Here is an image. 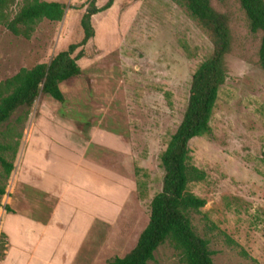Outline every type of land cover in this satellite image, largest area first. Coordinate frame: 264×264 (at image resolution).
<instances>
[{
  "label": "rangeland",
  "instance_id": "obj_1",
  "mask_svg": "<svg viewBox=\"0 0 264 264\" xmlns=\"http://www.w3.org/2000/svg\"><path fill=\"white\" fill-rule=\"evenodd\" d=\"M41 1L64 3L63 19L36 22L28 39L13 36L0 26V82L22 68L48 63L81 39L79 21L87 0ZM21 2L15 1L6 11L7 17L17 12ZM106 2L96 0V7ZM211 6L228 18L232 49L226 57L228 78L219 89L210 120L211 136L189 143V165L205 175L203 180L187 184L189 193L205 201L203 208L190 214V222L195 233L208 242L215 264H264V72L257 58L260 34L249 31L234 0H211ZM91 25L94 37L84 47V58L77 62L80 76L59 85L65 102L39 95L25 120L19 111L7 126L11 136L20 134L21 140L7 180H3L0 168V187L5 190L0 197V221L3 213L13 210L45 218L51 205L42 199L45 193L39 189L49 177L60 183L61 187L55 188L62 197L66 194L64 198L69 196V178L81 183L77 169L98 184V169L92 163L98 145H79L72 139L86 142L90 131L96 142L109 140L111 147H100L102 158L108 157L104 150L110 152L106 164L111 173H101L99 231L97 228L95 240L86 250L67 251L64 246L63 251H33L30 246L18 248L21 250L14 252L10 262H34L32 253L39 257L36 262H49L52 251L55 257L58 253L56 261L68 253L70 262L108 264L134 247L147 224L150 202L160 192V156L181 121L191 76L212 50L206 33L170 0H117L107 11L94 15ZM8 128H0V144L15 141L4 138ZM1 156L11 158L9 153ZM27 163L42 165L43 171L32 167L29 175L33 185L21 187ZM74 191L81 189L69 193ZM20 194L27 195L28 210L18 201ZM5 224L12 229L11 219ZM79 226L77 219L68 231L76 233ZM6 244L0 223V259ZM147 264L183 262L165 241Z\"/></svg>",
  "mask_w": 264,
  "mask_h": 264
},
{
  "label": "trees",
  "instance_id": "obj_2",
  "mask_svg": "<svg viewBox=\"0 0 264 264\" xmlns=\"http://www.w3.org/2000/svg\"><path fill=\"white\" fill-rule=\"evenodd\" d=\"M15 1L0 0V26H4L13 36L25 39L29 38L36 22H60L67 9L62 2L22 0L17 12L9 18L6 11ZM115 1L117 0H107L102 7L97 8L96 0H87L79 21L81 39L77 43L69 44L48 63L29 69L22 68L12 77L0 82V128H8L12 117L19 111L23 112L25 120L28 110L39 95L50 97L60 104L65 102L59 85L81 74L77 62L84 58V47L94 37L91 18L110 9ZM170 1L183 8L188 17L206 33L212 50L191 76L181 121L160 156L163 172L161 189L150 202L147 224L134 247L123 257H116L108 264H147L165 241H169L178 252L183 264H215L208 242L195 233L190 222V214L203 208L205 201L189 193L187 184L201 181L205 175L189 165V143L197 137L211 136L213 109L219 89L228 78L226 57L232 49V36L227 16L215 11L211 0ZM215 1L221 3L225 0ZM234 1L244 13L249 31L260 34L257 58L259 67L264 72V0ZM11 133L10 128L6 129L4 138H14L13 144H0L3 180H7L13 170V159L21 140L20 134L11 136ZM2 153H9L10 160L2 157ZM4 195V187H0V197ZM229 243L235 246L233 242Z\"/></svg>",
  "mask_w": 264,
  "mask_h": 264
},
{
  "label": "crops",
  "instance_id": "obj_3",
  "mask_svg": "<svg viewBox=\"0 0 264 264\" xmlns=\"http://www.w3.org/2000/svg\"><path fill=\"white\" fill-rule=\"evenodd\" d=\"M95 138L96 137L92 135V132L89 131L87 133L86 142L82 141L81 138H76L74 136L72 139L75 143L77 140L79 145H98V149L95 146L97 151L94 153L95 158L93 157L92 160V163L95 165L96 169H98V173L95 179L98 184L91 182L92 177H87L86 174L82 175L80 170L77 169L76 175L81 178L79 179L81 183H76L72 180V178H69L66 182V185L68 186L67 193L69 196L67 198H64L66 194H64L62 197L59 190L57 191L55 188L61 187L60 183L58 184V182L49 177L46 180L47 185L45 184L44 186H41V189H39L45 193L42 199L45 202L50 203L51 205L50 207H48L50 208V210L48 211L45 218L39 219L37 217L29 215V213H23L22 211L18 210H13L10 213H3L0 223L2 231L6 237L7 244L5 245L6 249H4L3 251L2 259H0V264H86L85 262H70L68 253H66L65 257L63 255L59 256L58 260L56 261L58 253L55 257L56 252L52 251H49V262H36L39 260V257L35 253H32L31 256V259L35 260L34 262L10 261L13 260L11 258H13L14 252H16L17 250H21L18 248L28 249L31 246L30 249L33 251L37 250L38 248L63 251V247L67 246V251H69V249H73V251H76L81 249L86 250L93 243V241L95 240L96 229L98 228L99 231L98 222L96 221H99L100 219L98 188L101 185L102 181L101 173H111V170L107 167L108 164H106V162L109 163L108 159L111 158L109 154L110 152L104 150L105 154L108 155V157H106V155L103 156V158H105L106 160L105 161L102 158V153L100 151V147L102 146L111 149V147L108 146L109 140H107V142L100 141V144V142L95 141ZM80 141L82 142V144ZM26 167L28 168V173L26 178H23V180L20 181L19 184L21 187H24L26 185H33L29 175L33 166L31 165V163H27ZM33 168H36L39 171H43L42 165L35 166ZM15 179L16 180L14 182V185L18 180L17 178ZM103 181L108 183L109 179H103ZM55 183L58 184V186H56ZM75 188H79L81 189V191H79V193H77V191H74V193H69ZM72 194H75L76 196H73ZM63 198L67 201L65 200L66 202L63 205L62 215V213L60 212V204L62 203ZM75 200H77V202ZM18 201L22 202L23 206L26 205L27 210L29 209V200L27 199L26 194H20ZM77 205L81 206L78 207ZM34 207L37 208L36 206ZM7 219L12 220V229L6 227L5 222L7 221ZM77 219H79L80 225L77 232L74 233L73 230H71V232L70 230L68 231V227L72 224V222L75 223ZM26 243L29 246H26ZM91 264H96V262H92Z\"/></svg>",
  "mask_w": 264,
  "mask_h": 264
}]
</instances>
